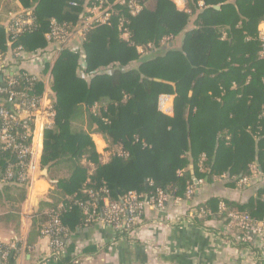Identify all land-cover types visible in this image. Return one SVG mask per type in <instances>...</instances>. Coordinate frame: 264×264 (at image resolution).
<instances>
[{
  "label": "trees",
  "instance_id": "obj_1",
  "mask_svg": "<svg viewBox=\"0 0 264 264\" xmlns=\"http://www.w3.org/2000/svg\"><path fill=\"white\" fill-rule=\"evenodd\" d=\"M19 1L32 10L34 21L15 45L32 52L46 46L52 19L72 29L100 0ZM134 1L140 8L135 15L126 4L112 5L108 23L85 30L81 55L62 49L50 69L56 115L44 132L40 164L51 165L49 173L71 167L66 183L77 197L51 209L68 233L92 225L83 215L92 202L88 191L99 200L118 201L128 192L146 195L159 188L173 201L184 198L194 181H201L197 188L219 179L234 187L254 173L264 177V41L258 31L264 0H182V10L174 0ZM11 7L8 1L0 10ZM177 38L178 49L172 43ZM6 39L0 26V48ZM163 94L174 97L173 116L157 109ZM92 133L103 138L106 161L97 153ZM9 188L24 189H2ZM190 207L204 211L193 219L196 226L217 221L221 227L214 232L231 241L224 234L230 212L248 217L251 224L264 222V185L243 204L211 198ZM47 220L39 215V228ZM123 236L126 232L115 239ZM61 240L64 252L52 250L45 260L80 264L85 254H66L71 241L69 236ZM232 245L239 250L250 246L241 241ZM250 248L255 261L264 263L261 249ZM17 250L15 246L11 260Z\"/></svg>",
  "mask_w": 264,
  "mask_h": 264
},
{
  "label": "built area",
  "instance_id": "obj_2",
  "mask_svg": "<svg viewBox=\"0 0 264 264\" xmlns=\"http://www.w3.org/2000/svg\"><path fill=\"white\" fill-rule=\"evenodd\" d=\"M8 1L19 5L18 0H1L0 7ZM111 1L112 4H109L108 0H100L88 10L90 15L87 19L72 29L52 19L50 29L45 35L46 46L32 52L15 45L17 36L33 25L32 10L10 9L2 15L0 26H3L7 39L4 49L0 48V190L11 186L30 190L37 180L42 179L40 161L44 132L53 126L56 115L54 94L49 86L51 64L62 49L81 55V41L85 30L92 24L108 23L112 5H128L131 15H135L140 9L134 0ZM71 4L75 6L76 2ZM123 37H127L126 32ZM260 37L264 41V35ZM74 41L78 44H73ZM84 68V61H79V75L82 76ZM172 99L171 95H160L157 99L158 111L163 115H171ZM252 170L255 172L254 166ZM256 175L254 173L251 178L239 179L236 187L242 189L253 184ZM199 183L201 181H194V185L187 187L184 195L186 199H192ZM87 195L92 202L84 206L85 223L99 224L112 229L115 234L126 232V235L135 232V225L146 211L154 210L164 214L172 201L159 188L146 195L128 192L118 201H111L106 197L99 200L90 191ZM219 207L224 208V204L220 203ZM203 213L202 209L191 208L188 220L201 217ZM46 216L48 220L41 226L39 234L46 240L49 253L52 250L64 252L61 238L67 236V231L52 210ZM228 219L224 234L231 235L233 243L241 241L250 244L242 249L248 258L256 259L255 252L250 247H258L264 255V222L251 224L248 217L235 212H230ZM233 230L240 234L235 235ZM14 250V245H6L5 249H0V264H10Z\"/></svg>",
  "mask_w": 264,
  "mask_h": 264
},
{
  "label": "crops",
  "instance_id": "obj_3",
  "mask_svg": "<svg viewBox=\"0 0 264 264\" xmlns=\"http://www.w3.org/2000/svg\"><path fill=\"white\" fill-rule=\"evenodd\" d=\"M174 3L180 10L184 8V1L174 0ZM10 4L14 11L23 8L20 1L19 5H13L11 1ZM2 15L1 11V21ZM262 29L264 23L258 26L260 35H264ZM180 39L172 40L177 49L180 48ZM73 44L78 42L74 41ZM172 98V114L165 116H173ZM90 137L97 153L106 161L109 152L103 138L96 133L90 134ZM71 175L68 164L52 173L47 171V178L37 180L30 190H0V199H3L7 207L0 213V243L18 246V255L10 264H55L45 260L49 251L46 240L39 234L38 220L39 215L44 216L51 209L59 207L63 200L77 197L75 189H69L66 183ZM252 182L254 185L242 189L230 187L220 179L202 185L195 191L192 200L184 197L171 201L164 214L154 210L146 211L135 232L118 239H115L117 234L112 229L99 224L77 227L71 233L67 230L66 238L69 236L71 246L65 253H84L80 264H264L248 258L244 251L233 247L227 239L214 232L221 227L217 221H209L201 227L196 226L193 220H188L191 205L204 204L211 198L246 203L256 187L264 185V177L256 175ZM11 215L13 218L10 219Z\"/></svg>",
  "mask_w": 264,
  "mask_h": 264
},
{
  "label": "water",
  "instance_id": "obj_4",
  "mask_svg": "<svg viewBox=\"0 0 264 264\" xmlns=\"http://www.w3.org/2000/svg\"><path fill=\"white\" fill-rule=\"evenodd\" d=\"M215 9H217L218 7H214ZM156 82L159 83H164V81L159 80V79H155ZM49 165L45 166L42 168L41 170V176L47 178V171H48Z\"/></svg>",
  "mask_w": 264,
  "mask_h": 264
},
{
  "label": "rangeland",
  "instance_id": "obj_5",
  "mask_svg": "<svg viewBox=\"0 0 264 264\" xmlns=\"http://www.w3.org/2000/svg\"><path fill=\"white\" fill-rule=\"evenodd\" d=\"M4 14V12H2ZM263 30V29H262ZM261 30V31H262ZM264 31V30H263ZM2 195V192L0 193ZM7 209L6 204H4L3 199H0V213L4 212Z\"/></svg>",
  "mask_w": 264,
  "mask_h": 264
}]
</instances>
